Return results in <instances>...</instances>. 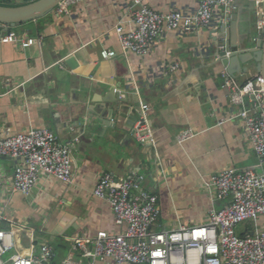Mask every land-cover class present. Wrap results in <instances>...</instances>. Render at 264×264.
Masks as SVG:
<instances>
[{"label": "crops", "instance_id": "1", "mask_svg": "<svg viewBox=\"0 0 264 264\" xmlns=\"http://www.w3.org/2000/svg\"><path fill=\"white\" fill-rule=\"evenodd\" d=\"M142 2L162 13L198 8L196 0ZM133 3L81 0L67 11L55 6L11 29L0 27V37L14 31L25 40L0 39V135L49 128L71 143L73 171L70 183L41 176L24 195L11 188L16 160L0 156V229L15 231L10 261L17 253L39 254L44 242L55 249L50 264L69 254L82 259L75 237L123 230L109 202L94 194L105 172L116 180L142 174L145 188L158 196L162 227L174 228L202 223L223 206L203 183L211 174L262 170L223 76L244 83L259 74L251 53L261 35L254 1L215 8L214 27L226 23L231 50L242 52L226 66L207 50L214 27L164 31L145 54L124 50L116 26L131 27ZM106 49L115 54L103 57ZM142 104L149 106L155 146L133 130ZM187 129L194 135L180 142ZM258 222L264 225V216ZM253 226L247 222L239 231Z\"/></svg>", "mask_w": 264, "mask_h": 264}, {"label": "built area", "instance_id": "2", "mask_svg": "<svg viewBox=\"0 0 264 264\" xmlns=\"http://www.w3.org/2000/svg\"><path fill=\"white\" fill-rule=\"evenodd\" d=\"M81 0H61L57 9L67 11L70 5ZM198 8L193 13L173 10L159 12L142 0L131 5V27L116 26L121 46L137 54L148 52L151 44L164 31L190 32L200 27H214L215 8H231L234 0H196ZM261 35L264 28V0H253ZM214 28H217L215 26ZM0 39L5 42L25 40L14 31ZM31 41V40H30ZM115 54L103 50V57ZM173 68L175 66H172ZM224 83L229 90L230 103L238 110L248 138L258 158L261 171L223 169L204 179V184L221 207L209 211L206 221L192 225L162 227L158 196L145 188L142 174L116 180L110 172L101 175L94 194L105 198L114 213L120 232L101 229L94 236L73 239V247L82 259L69 254L61 264H264V79L260 74L244 83L224 72ZM149 106L142 104L140 116L133 125L136 139L156 145ZM194 135L187 129L178 135L184 141ZM0 156L16 160L11 188L30 195L41 176H55L66 183L73 180L71 143L59 140L49 128H33L26 133L0 135ZM252 222V228H239ZM15 231L0 229V264H50L56 253L54 247L44 242L39 254L17 253L9 263L3 254L15 247ZM84 259V260H83Z\"/></svg>", "mask_w": 264, "mask_h": 264}, {"label": "water", "instance_id": "3", "mask_svg": "<svg viewBox=\"0 0 264 264\" xmlns=\"http://www.w3.org/2000/svg\"><path fill=\"white\" fill-rule=\"evenodd\" d=\"M8 1V0H3ZM61 0H30L28 2L6 5L0 3V27L7 26L8 29L15 27L18 23L38 18L51 11ZM227 26L222 23L220 27L211 30V43L207 46L210 54L221 60L225 66L229 58L238 56L240 51L231 50L227 41ZM252 59L257 61L258 71L264 79V28L263 33L257 40L255 48H251Z\"/></svg>", "mask_w": 264, "mask_h": 264}, {"label": "rangeland", "instance_id": "4", "mask_svg": "<svg viewBox=\"0 0 264 264\" xmlns=\"http://www.w3.org/2000/svg\"><path fill=\"white\" fill-rule=\"evenodd\" d=\"M239 231V230H238ZM241 231H239V233H240ZM13 249V248H12ZM9 250V251H7L5 254H3V259H4V262L5 263H9L10 262V260H9V256H11L14 252H15V249H13V250ZM57 258V257H56ZM55 264H59L58 262H56Z\"/></svg>", "mask_w": 264, "mask_h": 264}]
</instances>
